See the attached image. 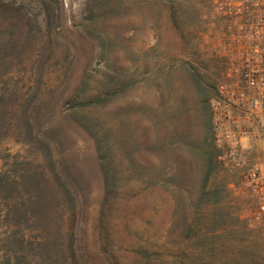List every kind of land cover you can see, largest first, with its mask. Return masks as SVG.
Here are the masks:
<instances>
[{
  "label": "rangeland",
  "instance_id": "374dc122",
  "mask_svg": "<svg viewBox=\"0 0 264 264\" xmlns=\"http://www.w3.org/2000/svg\"><path fill=\"white\" fill-rule=\"evenodd\" d=\"M224 32L209 0H0V264H264L213 150Z\"/></svg>",
  "mask_w": 264,
  "mask_h": 264
},
{
  "label": "built area",
  "instance_id": "2783aa9c",
  "mask_svg": "<svg viewBox=\"0 0 264 264\" xmlns=\"http://www.w3.org/2000/svg\"><path fill=\"white\" fill-rule=\"evenodd\" d=\"M225 23L220 47L225 66L209 101L215 160L239 169L254 203L248 224L264 219V156L246 155L247 139L264 143V0H209Z\"/></svg>",
  "mask_w": 264,
  "mask_h": 264
},
{
  "label": "trees",
  "instance_id": "16d2710c",
  "mask_svg": "<svg viewBox=\"0 0 264 264\" xmlns=\"http://www.w3.org/2000/svg\"><path fill=\"white\" fill-rule=\"evenodd\" d=\"M214 148V147H213ZM213 150H215V149H213ZM215 152V151H214Z\"/></svg>",
  "mask_w": 264,
  "mask_h": 264
}]
</instances>
